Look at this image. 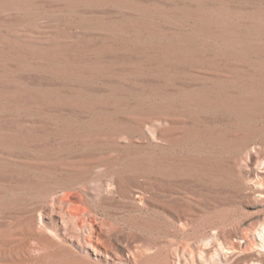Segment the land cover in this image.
I'll list each match as a JSON object with an SVG mask.
<instances>
[{"label": "rangeland", "instance_id": "374dc122", "mask_svg": "<svg viewBox=\"0 0 264 264\" xmlns=\"http://www.w3.org/2000/svg\"><path fill=\"white\" fill-rule=\"evenodd\" d=\"M204 9L230 37L185 0H0V264H264V0Z\"/></svg>", "mask_w": 264, "mask_h": 264}, {"label": "bare ground", "instance_id": "6f19581e", "mask_svg": "<svg viewBox=\"0 0 264 264\" xmlns=\"http://www.w3.org/2000/svg\"><path fill=\"white\" fill-rule=\"evenodd\" d=\"M185 1L189 3L190 5H192L195 8V10L191 12L190 14L180 10L178 11L179 15L192 19L197 24L196 28L198 30H200L201 28H207V30H212L215 33L221 35V37L227 35V33L224 34L223 32L224 31L223 29H225L226 25L224 26L223 24L222 17L224 16H222V13L221 12L214 13L213 10L204 9V5L211 4L213 0H205L204 3L202 0L200 1L199 0H185ZM204 20H208V21L203 22ZM241 24L248 25L256 29H264V11L255 13L254 19L252 21L244 20L241 22ZM230 36L231 35L228 34L226 37H230Z\"/></svg>", "mask_w": 264, "mask_h": 264}]
</instances>
